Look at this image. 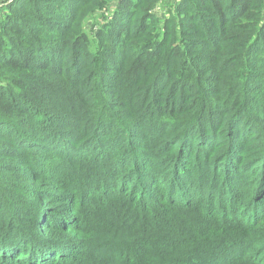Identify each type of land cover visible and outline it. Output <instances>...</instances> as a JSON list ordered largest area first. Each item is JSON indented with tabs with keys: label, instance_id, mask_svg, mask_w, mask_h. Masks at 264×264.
I'll return each mask as SVG.
<instances>
[{
	"label": "trees",
	"instance_id": "obj_1",
	"mask_svg": "<svg viewBox=\"0 0 264 264\" xmlns=\"http://www.w3.org/2000/svg\"><path fill=\"white\" fill-rule=\"evenodd\" d=\"M168 1L1 4L0 264H264V0Z\"/></svg>",
	"mask_w": 264,
	"mask_h": 264
},
{
	"label": "rangeland",
	"instance_id": "obj_2",
	"mask_svg": "<svg viewBox=\"0 0 264 264\" xmlns=\"http://www.w3.org/2000/svg\"><path fill=\"white\" fill-rule=\"evenodd\" d=\"M3 1H7V0H0V7H1V4L3 3ZM114 2L116 1V0H113ZM167 1H164L163 3H160V5H159V10L160 11H156L155 12V14L157 15V17H161L162 15H164L165 13H166V10H167V3H166ZM168 3H170L171 4V2H170V0L168 1ZM161 21V20H160ZM125 159H126V157H125ZM128 161H129V159H126V162H125V165H128L129 163H128ZM206 161H207V159H206ZM123 161H121V163H122ZM192 163V168L195 170V172H197V173H199L200 171H199V169H198V166H197V169H195V166H194V164H193V162H191ZM208 165H211V162H208L207 163ZM117 164H112L111 166H112V170L114 169V167L116 166ZM203 168H206V166L205 167H203ZM188 169V168H187ZM207 169H210V168H208L207 167ZM111 170V171H112ZM140 170L141 171H143L144 169L143 168H140ZM160 170V169H159ZM168 171H169V169L168 170H166V172H164V171H162V170H160L159 172H160V174L162 173V172H164V173H162V175H163V177L166 179V175H167V173H168ZM121 172V171H120ZM214 172H215V170H214ZM219 172H220V170L219 169H217L216 170V172L214 173V176H216L217 174H219ZM110 173V172H109ZM108 173V174H109ZM122 173V172H121ZM120 173V176L121 175H124V173H122L121 174ZM126 175V174H125ZM85 176H89L90 178H92V180L89 182L90 183V185H92L93 187H99V189H102V187H103V183H101L100 185H99V181L100 180H95V179H97L99 176H98V173H96V172H88V171H85ZM98 176V177H97ZM232 177V176H231ZM212 178H213V175H212ZM161 180H163L162 179V177H161ZM252 181H254V188H253V190H252V194H255V192H258L260 195H263L264 194V177L262 176V175H260L259 177L257 176V177H254L253 178V180ZM211 184V181L210 182H207L206 183V187H209V186H211L210 185Z\"/></svg>",
	"mask_w": 264,
	"mask_h": 264
}]
</instances>
